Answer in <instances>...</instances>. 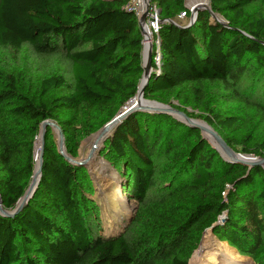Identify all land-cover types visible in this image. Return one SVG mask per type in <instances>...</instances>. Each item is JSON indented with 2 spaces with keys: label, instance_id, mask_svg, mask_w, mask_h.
<instances>
[{
  "label": "trees",
  "instance_id": "trees-1",
  "mask_svg": "<svg viewBox=\"0 0 264 264\" xmlns=\"http://www.w3.org/2000/svg\"><path fill=\"white\" fill-rule=\"evenodd\" d=\"M132 0H0V49L28 58L0 64V198L13 211L34 174L36 139L52 121L72 154L136 97L144 37ZM224 19L197 13L172 25L186 0H149L160 10V73L144 98L202 119L242 155L264 159V0H209ZM176 23V22H175ZM154 67V65H153ZM229 92L239 113L210 96ZM177 103V104H174ZM188 109L192 113L188 112ZM194 112L198 113L196 117ZM45 134L41 180L24 209L0 214V264H189L213 228L254 264H264V168L225 161L190 127L168 114L135 112L105 141L103 155L123 179L137 211L124 231L102 235L87 169L70 164Z\"/></svg>",
  "mask_w": 264,
  "mask_h": 264
},
{
  "label": "rangeland",
  "instance_id": "rangeland-1",
  "mask_svg": "<svg viewBox=\"0 0 264 264\" xmlns=\"http://www.w3.org/2000/svg\"><path fill=\"white\" fill-rule=\"evenodd\" d=\"M141 1V0H140ZM145 1V0H144ZM143 0L141 2H144ZM139 0H132L131 6L132 8L141 9L139 5ZM201 4V5H200ZM186 7L188 9L201 8L202 10L210 9L209 0H187ZM215 17L221 21L222 23H226L224 19L219 17L218 15ZM211 20H214L213 18ZM215 21V20H214ZM177 25L187 26L191 22V18L185 17L184 19H177ZM28 58L26 50H22L20 52H14L12 50H3L0 49V64H5L9 62H17L22 61ZM255 73L254 70L251 71L250 74L241 82L240 88L241 90H247L249 93L257 101H264V82L255 85V92L251 91V88L254 86L253 77ZM210 96L215 100V103L221 107H229L231 113H239L240 106L236 103L233 96L229 92H225L222 87L216 86L213 91H210ZM177 104V103H174ZM143 112V111H138ZM145 112V111H144ZM189 113H192L190 109H188ZM195 116H198L197 112H194ZM180 120L186 121L183 117L176 115ZM192 123L200 126L202 129L200 130L202 137L208 142V144L215 149L216 147L213 141L217 142L216 139L209 134L205 130H209L212 127L209 126L204 120L190 118ZM178 120V119H177ZM52 134L54 136V142L57 146V150L60 151V130L61 128L54 122L48 121ZM206 124V125H203ZM60 128V130L58 129ZM204 129V130H203ZM212 130L218 134L222 139L221 134L212 128ZM47 131V128H46ZM101 131V130H100ZM94 133L88 136H83L79 139L78 146L74 150L72 154H69L65 145V138L63 135V146L62 151L63 154L70 159L71 161H75L78 163H84L83 167L87 169L89 172L93 185H94V196L93 200L97 203L99 207V216L102 224V235L104 237H114L120 235L125 227L128 225L131 218L137 211V204L134 200L129 198L123 191V179L118 174V172L106 161L103 150L105 146V141L102 139L97 141L95 137L100 133ZM41 135V129L38 137ZM37 137V139H38ZM36 139V142H37ZM214 145V146H213ZM233 150V149H232ZM235 153L240 154L238 151L233 150ZM94 152L93 159L89 157V154L92 156ZM218 152V151H217ZM219 153V152H218ZM62 154V156H63ZM223 155V154H222ZM224 156V155H223ZM64 157V156H63ZM225 157V156H224ZM87 159V161L85 159ZM223 158V157H222ZM85 161H82V160ZM224 159V158H223ZM226 161V160H225ZM205 249L202 252V257L195 259V254L199 251L202 245H205ZM241 258L243 259V263L241 264H254V262L248 258L241 256L237 250L231 248L228 243H220L216 237L214 236L211 230L206 231L203 234L201 244L197 251L193 254V257L190 260V264H233L232 262L235 259Z\"/></svg>",
  "mask_w": 264,
  "mask_h": 264
},
{
  "label": "water",
  "instance_id": "water-1",
  "mask_svg": "<svg viewBox=\"0 0 264 264\" xmlns=\"http://www.w3.org/2000/svg\"><path fill=\"white\" fill-rule=\"evenodd\" d=\"M187 2V0H186ZM145 3H146V8H145V11L143 12V15L142 17L140 18V23H145V21L148 19L149 17V0H145ZM202 10L201 8H197V11H196V14ZM211 15H212V18L215 19V20H218L216 17H215V14L211 11V9L208 10ZM194 17V16H193ZM192 17V21H191V24L187 25L185 28H189L191 27L193 24H195L197 18L194 20V18ZM170 24L172 25H175L179 28H181V26L177 25L175 22L173 21H169ZM223 24V23H222ZM144 45V44H143ZM144 51H145V48L143 46V50H142V68H143V76H142V80L141 82L146 78L147 81L145 83V85L143 86L142 90H141V97L144 99L145 102L147 103H151V104H156L157 106L160 107V109H156V110H148V109H144L142 107L139 106V103H134V99L133 98L125 108H123L118 114L117 116L110 122L108 123L104 128L101 129L100 133L103 132V133H106V132H109L110 133L113 131L114 128H116L121 122H123L127 117H129L131 114L135 113V112H138V111H145V112H148V113H161V114H168V115H171L173 117H175L176 119H178L179 121L185 123L186 125L190 126V127H193V128H197V129H202L200 126L198 125H195L192 123L191 119H189V117L183 113V112H180L170 106H167V105H163V104H160L158 102H153V101H147L145 98H144V94H145V89L146 87L148 86L149 84V81H150V78H151V74H152V70H153V54H152V49H150L149 51V54H148V57H147V60L145 61V56H144ZM141 82H140V85L139 87L141 86ZM139 87H138V91H139ZM176 115L178 116H181L183 117L186 121H182L180 120L178 117H176ZM50 124L47 122H44L41 126V138H42V153H41V169H42V163H43V154H44V147H45V134H46V128L49 126ZM60 130V128H58ZM98 134V135H99ZM212 136L216 139V141L219 143V145L223 148H225V150L229 153V154H237L235 153L227 144L226 142L218 135L216 134L214 131L211 132ZM60 151L59 153L62 155L63 154V151H62V146H63V133L62 131L60 130ZM102 139V138H101ZM217 149V148H215ZM217 151L220 153V155L224 158V160H226L227 162L229 163H233V164H241V165H244V166H248L249 168H252L254 166H262L264 168V159L262 158H257V157H253V156H249V155H242V154H237L239 156H242L243 158L247 159V160H239V159H234V160H229L227 159L226 157H224L222 155V153L217 149ZM63 156L65 157V159L72 165L74 166H83L84 163H78V162H75V161H71L70 159H68L64 154ZM41 169H40V174H39V179H38V182L37 183H34L33 179H34V175L32 177V180H31V183L28 187V189L26 190L24 196L19 200L16 208L13 210V211H6L3 207H2V202H1V198H0V214L2 216H5V217H14L15 215H17L18 213H20L24 207L29 203L30 199L33 197L35 191L37 190V187H38V184L41 180ZM225 223V217H222L219 219V221L214 224V226L210 229L212 232H213V228L218 226V225H221V224H224ZM208 231V230H207ZM197 251V250H196ZM195 253V252H194ZM193 257V256H192ZM191 257V258H192ZM190 264V263H189Z\"/></svg>",
  "mask_w": 264,
  "mask_h": 264
},
{
  "label": "bare ground",
  "instance_id": "bare-ground-1",
  "mask_svg": "<svg viewBox=\"0 0 264 264\" xmlns=\"http://www.w3.org/2000/svg\"><path fill=\"white\" fill-rule=\"evenodd\" d=\"M142 1V0H141ZM140 1V2H141ZM144 1V0H143ZM143 3V8H144V6L146 5V3H145V1L144 2H141V4ZM201 5V4H200ZM145 34H144V39H145V41H144V44H145V51H144V56H145V61L147 60V57H148V54H149V51H150V49H151V44H152V42H153V36L152 35H150V33L148 32V31H146V32H144ZM146 81H147V79L145 78L142 82H141V86L139 87V91H138V93H137V95H136V97H135V99H134V103H139V106L140 107H142V108H144V109H148V110H156V109H160V107L159 106H157L156 104L154 105V104H151V103H147V102H145L144 101V99L141 97V90H142V88H143V86L145 85V83H146ZM203 125H206V124H204L203 123ZM207 126V125H206ZM208 127V126H207ZM209 128V127H208ZM204 130V129H203ZM206 132H208L209 134H211V132L213 131L212 130V128L210 129L209 128V130H205ZM110 134V131L109 132H106V133H103V132H101V134H99V135H97V137H95V139L97 140V141H99V140H101V138H102V140L104 141L106 138H107V136ZM213 143L215 144V146L214 147H216L227 159H229V160H234V159H239V160H247V159H245V158H243L242 156H239V155H237V154H229L226 150H225V148H223V147H221L220 145H219V143L218 142H215V141H213ZM41 153H42V138H41V135L38 137V139H37V142H36V144H35V154H34V162H35V166H34V179H33V181H34V183H37L38 182V179H39V174H40V169H41ZM91 154V153H90ZM89 154V159H90V157H92V159H93V156H94V152H93V154H92V156ZM85 159V158H84ZM82 160V161H87V159H85V160ZM91 160V159H90ZM205 246H206V244L205 245H202L201 247H200V249H199V251L195 254V259H198V258H201L202 257V252L204 251V249H205ZM243 259H241V258H237V259H235V261L234 262H232L233 264H241V263H243V261H242Z\"/></svg>",
  "mask_w": 264,
  "mask_h": 264
},
{
  "label": "built area",
  "instance_id": "built-area-1",
  "mask_svg": "<svg viewBox=\"0 0 264 264\" xmlns=\"http://www.w3.org/2000/svg\"><path fill=\"white\" fill-rule=\"evenodd\" d=\"M139 5L141 6V9H136V8H132L131 6V3L127 6V10L128 11H131V12H135L139 18V21H140V18L142 17L143 15V12L145 11V8H146V5L144 6L143 8V3L141 4L140 0H139ZM188 9V8H187ZM191 13V21H192V17L194 18V20L196 19L197 17V14L195 11V8H191V9H188ZM159 13H160V10L157 6L153 5V6H150V3H149V17L148 19L145 21V23H140L141 25V28H142V32H143V37H144V32L148 31L150 33V35L153 36V42L151 44V49H152V54H153V70H152V73H157L159 74L160 73V69H161V61H162V50H161V42L158 38V35H159V30H160V25H161V21H160V18H159ZM186 16V13H182L180 16H179V19H184ZM191 24V22H190ZM145 41V39H144ZM144 44V43H143ZM144 48H145V44L143 45Z\"/></svg>",
  "mask_w": 264,
  "mask_h": 264
}]
</instances>
